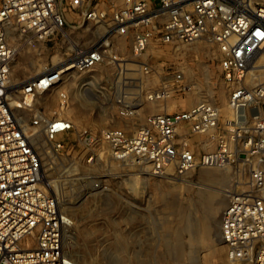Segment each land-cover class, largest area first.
<instances>
[{
	"label": "built area",
	"instance_id": "2783aa9c",
	"mask_svg": "<svg viewBox=\"0 0 264 264\" xmlns=\"http://www.w3.org/2000/svg\"><path fill=\"white\" fill-rule=\"evenodd\" d=\"M73 29L86 33L88 45L76 44ZM58 37L67 50L12 84L18 40L44 45ZM122 42L133 57L139 95H125L132 82L116 83L125 123L82 128L83 161H135L153 177L226 168L236 178L246 175L244 189L234 180L225 190L220 239L229 261L264 264V0H0V264H72L62 240L69 220L43 182L33 136L43 131L53 140L74 125L59 112L47 117L37 110L31 124H22L14 109H35L38 96L57 90L72 72L106 64L123 74ZM192 45L215 51L229 114L200 99L179 111L147 112L136 122L140 103L191 94L195 84L178 60L180 48ZM55 95L62 111L68 91Z\"/></svg>",
	"mask_w": 264,
	"mask_h": 264
},
{
	"label": "rangeland",
	"instance_id": "374dc122",
	"mask_svg": "<svg viewBox=\"0 0 264 264\" xmlns=\"http://www.w3.org/2000/svg\"><path fill=\"white\" fill-rule=\"evenodd\" d=\"M69 33L77 45H88V37L81 29ZM18 44L10 73L14 85L39 71L36 65L43 66L63 54L68 46L59 37L44 45H26L19 40ZM126 48L122 42L119 53L128 60L123 74L115 73L106 64L87 73L72 72L57 90L40 94L35 109H14L22 124H31L37 110L47 117L59 112L74 125L71 133L53 140L43 131L33 136L42 176L48 181L46 189L69 220L62 237L65 255L72 264H246L229 261L223 243L215 241L210 233L219 230L221 211L226 205L225 190L234 188V180L245 188L246 175L236 178L234 170L227 168L199 169L181 176L167 171L153 177L144 165L135 161L100 160L93 165L83 161L85 152L77 142L82 128L99 130L125 123L115 101L116 83L132 82L125 88V95H139L133 83L136 78L133 57ZM180 49L183 58L178 61L186 77L195 84L191 94L155 105L140 103L136 122L147 112L179 111L200 99L212 101L225 112L227 90L215 51L206 45ZM156 82L155 77L150 78L149 85L154 86ZM59 89L68 91L62 111L55 95ZM69 108L73 112H68ZM57 142L63 148L55 151L52 145ZM202 170L224 175L226 182L203 181ZM96 180L100 181L98 187L94 184ZM202 194L206 199L200 198ZM211 194L215 197L211 198Z\"/></svg>",
	"mask_w": 264,
	"mask_h": 264
},
{
	"label": "bare ground",
	"instance_id": "6f19581e",
	"mask_svg": "<svg viewBox=\"0 0 264 264\" xmlns=\"http://www.w3.org/2000/svg\"><path fill=\"white\" fill-rule=\"evenodd\" d=\"M262 62H264V59L262 60ZM35 67H38V70H40L43 66H41V65H36ZM28 69L29 70H31L32 69V66H29L28 67ZM37 72V71H36ZM260 78H264V66L262 67V71H261V75H260ZM37 102L39 103V101L37 100ZM13 105V107L15 106L14 104H12ZM223 109H224V113L223 114H226V115H228L229 113H228V109H227V107L226 108H224L223 107ZM74 110V109H73ZM70 111H72V108H69L68 109V112H70ZM223 111V110H222ZM73 112V111H72ZM227 169V168H226ZM203 171V170H202ZM216 172V171H215ZM200 174H202L200 177H202V179H203V181H205V180H208L209 182H212V183H216V184H224L226 181H225V179H224V177L223 176H221V175H219V174H212V173H210V172H208L207 170L205 171H203V172H201ZM42 179H43V182L47 185L48 184V181L46 182V180L43 178V176H42ZM228 183V182H227ZM207 196V195H206ZM211 198H214L215 196H214V194H211V195H209ZM201 199H206V197H205V195H201V197H200ZM208 200H210V199H208ZM203 203V202H202ZM209 206V205H208ZM206 208V207H205ZM214 210V209H213ZM206 224H208V223H206ZM204 226V225H203ZM207 226V225H206ZM205 228V227H204ZM207 228V227H206ZM207 230V229H206ZM206 230L204 231L205 233H206ZM210 230V229H209ZM207 233H209V231H207ZM211 234H212V237L214 238V240L215 241H217V242H220L221 241V239H220V233H219V230L218 231H211L210 232ZM210 234V235H211ZM179 244V243H178ZM180 247V246H179ZM178 248V247H177ZM149 260V259H148ZM148 262V261H147Z\"/></svg>",
	"mask_w": 264,
	"mask_h": 264
}]
</instances>
